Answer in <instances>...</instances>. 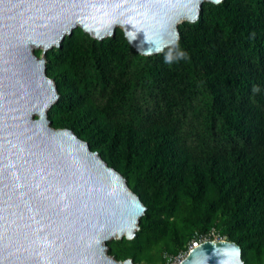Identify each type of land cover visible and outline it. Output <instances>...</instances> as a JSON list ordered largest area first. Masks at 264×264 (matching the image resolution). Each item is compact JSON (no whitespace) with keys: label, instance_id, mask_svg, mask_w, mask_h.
I'll list each match as a JSON object with an SVG mask.
<instances>
[{"label":"trees","instance_id":"16d2710c","mask_svg":"<svg viewBox=\"0 0 264 264\" xmlns=\"http://www.w3.org/2000/svg\"><path fill=\"white\" fill-rule=\"evenodd\" d=\"M177 28L174 44L143 54L119 26L102 38L74 27L45 52L58 92L48 118L86 140L145 204L131 238L107 241L109 254L164 264L214 228L239 244L245 264H263L264 0L203 1ZM86 73L108 87L103 103L85 96ZM136 82L152 106L113 114ZM189 108L204 112L214 143H187L178 121Z\"/></svg>","mask_w":264,"mask_h":264},{"label":"water","instance_id":"95a60500","mask_svg":"<svg viewBox=\"0 0 264 264\" xmlns=\"http://www.w3.org/2000/svg\"><path fill=\"white\" fill-rule=\"evenodd\" d=\"M203 1L0 0V264H135L109 254L107 240L131 238L145 204L86 140L51 124L58 92L45 52L76 26L96 38L119 26L135 50L159 52ZM178 264L245 263L223 238L202 240Z\"/></svg>","mask_w":264,"mask_h":264},{"label":"rangeland","instance_id":"374dc122","mask_svg":"<svg viewBox=\"0 0 264 264\" xmlns=\"http://www.w3.org/2000/svg\"><path fill=\"white\" fill-rule=\"evenodd\" d=\"M92 36V35H91ZM36 50H41L40 47H36ZM40 55V54H39ZM90 58L86 60V67H88L91 64ZM93 72L96 70L93 63L91 64ZM87 80L84 78L80 79V82L84 86V93L85 96L92 100L93 102L97 104H101L105 101L108 87H103L100 81H96L95 79L90 78L89 74L86 73ZM131 76V74H130ZM132 78V77H131ZM134 78V77H133ZM135 79V78H134ZM205 98V97H204ZM122 102L116 106L114 109V113L117 116H127L134 113H137V107H151L152 97L148 93L146 87H144L139 82H136L134 85H132L129 90L128 94L121 100ZM195 103H200L201 101V95L198 94V96L195 98ZM204 113V112H203ZM203 113H194L192 114L190 108L187 110L186 114L179 118V125L186 136V141L189 144L196 145V144H202L204 141H207L209 143H214L215 139L218 138V136H215V138H212L211 136L207 139V133L205 132L206 125L203 123ZM201 132V135H198V133ZM222 140H225L222 138ZM114 238V237H113ZM118 238V237H115ZM110 238L109 240H111ZM107 240V241H109ZM108 251V250H107ZM139 264H144V262H140Z\"/></svg>","mask_w":264,"mask_h":264},{"label":"built area","instance_id":"2783aa9c","mask_svg":"<svg viewBox=\"0 0 264 264\" xmlns=\"http://www.w3.org/2000/svg\"><path fill=\"white\" fill-rule=\"evenodd\" d=\"M223 235L219 234L214 228H211L206 233L200 234V236H194L187 245V248L180 249L175 255L169 257L164 264H178V262L183 258L187 251L197 245L199 242L205 239H223Z\"/></svg>","mask_w":264,"mask_h":264},{"label":"clouds","instance_id":"9594fccd","mask_svg":"<svg viewBox=\"0 0 264 264\" xmlns=\"http://www.w3.org/2000/svg\"><path fill=\"white\" fill-rule=\"evenodd\" d=\"M211 2H212V3H215V4H219V3L222 2V0H211ZM183 55H184L183 53H178L177 58L182 57ZM172 59H173V57H172L171 55H169V56L167 57V60H168V61H171Z\"/></svg>","mask_w":264,"mask_h":264},{"label":"bare ground","instance_id":"6f19581e","mask_svg":"<svg viewBox=\"0 0 264 264\" xmlns=\"http://www.w3.org/2000/svg\"><path fill=\"white\" fill-rule=\"evenodd\" d=\"M33 47H42V43L35 44V45H33Z\"/></svg>","mask_w":264,"mask_h":264}]
</instances>
